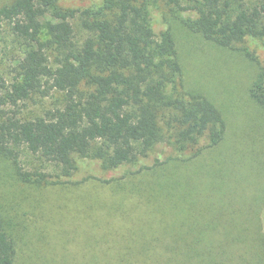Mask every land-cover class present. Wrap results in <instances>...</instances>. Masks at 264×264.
<instances>
[{
	"label": "trees",
	"instance_id": "trees-1",
	"mask_svg": "<svg viewBox=\"0 0 264 264\" xmlns=\"http://www.w3.org/2000/svg\"><path fill=\"white\" fill-rule=\"evenodd\" d=\"M87 1L71 8V0H0V41L7 31L18 48L8 80L0 75V159L20 184L39 187L70 178L81 159L110 172L164 155L155 162L171 181L156 172L148 191L158 228L124 236L106 254L119 259L113 264H264V213L253 229L218 231L217 216L194 206L189 178L178 194L180 181L169 177L226 131L210 98L187 85L176 31L249 59L257 67L249 97L264 107V66L247 46L264 42V0ZM154 12L166 26L158 34ZM54 94V107L30 115L28 102ZM22 151L43 167L23 170ZM164 199L166 211L153 204ZM15 231L0 215V264L15 262Z\"/></svg>",
	"mask_w": 264,
	"mask_h": 264
},
{
	"label": "rangeland",
	"instance_id": "rangeland-1",
	"mask_svg": "<svg viewBox=\"0 0 264 264\" xmlns=\"http://www.w3.org/2000/svg\"><path fill=\"white\" fill-rule=\"evenodd\" d=\"M88 4L87 0H71L67 5ZM152 27L156 34L166 27L156 12ZM176 34L187 85L210 98L225 118L226 131L217 147L169 177L180 181L178 194L189 178L194 206L217 216L216 230L232 229L233 225L253 229L257 216L264 213V107L254 103L248 93L257 67L237 51L186 36L182 30ZM1 37L0 75L8 80V64L18 55V48L7 31ZM247 46L264 66V42L250 40ZM57 97L28 102L30 115L54 107ZM155 158L162 161L165 156L155 154L135 166L110 172L100 169L94 160L81 159L70 178L39 187L20 184L9 162L0 159V215H6L16 230L14 264L117 263L119 259L107 257L108 251L117 253L124 236L139 228H158L149 187L159 173L165 174L161 181L166 186L171 179L167 177L170 171L162 172ZM18 160L26 171L43 167L26 151L20 152ZM46 171L56 180L57 172L51 167ZM153 204L159 210L168 209L165 199ZM185 208L190 212L187 204Z\"/></svg>",
	"mask_w": 264,
	"mask_h": 264
}]
</instances>
